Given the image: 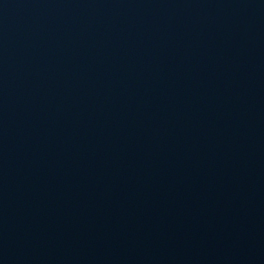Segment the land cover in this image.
<instances>
[{"label": "water", "instance_id": "obj_1", "mask_svg": "<svg viewBox=\"0 0 264 264\" xmlns=\"http://www.w3.org/2000/svg\"><path fill=\"white\" fill-rule=\"evenodd\" d=\"M0 264H264V0H0Z\"/></svg>", "mask_w": 264, "mask_h": 264}]
</instances>
